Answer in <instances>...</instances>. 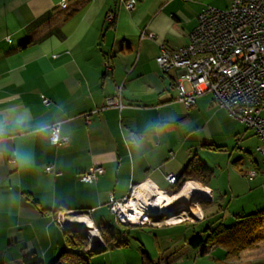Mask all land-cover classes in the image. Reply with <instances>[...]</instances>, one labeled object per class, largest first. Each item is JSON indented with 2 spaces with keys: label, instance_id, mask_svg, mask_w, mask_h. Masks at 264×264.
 Wrapping results in <instances>:
<instances>
[{
  "label": "crops",
  "instance_id": "obj_1",
  "mask_svg": "<svg viewBox=\"0 0 264 264\" xmlns=\"http://www.w3.org/2000/svg\"><path fill=\"white\" fill-rule=\"evenodd\" d=\"M62 1L0 0V264H20L30 252L44 264L55 260L68 248L59 209L91 211L99 228L113 217L109 196L124 198L132 185L177 193L193 181L214 198L224 177L245 173L243 152L251 149L234 144L229 124L239 122L212 94L190 109L180 103L177 74L156 61L162 47L188 46L201 11L221 0H137L133 12L125 0ZM119 93L124 108H106ZM56 124L67 145L52 144ZM194 159L205 177L184 176ZM94 167L105 174L81 182ZM168 176L178 178L174 187ZM9 252L21 256L13 261Z\"/></svg>",
  "mask_w": 264,
  "mask_h": 264
},
{
  "label": "built area",
  "instance_id": "obj_2",
  "mask_svg": "<svg viewBox=\"0 0 264 264\" xmlns=\"http://www.w3.org/2000/svg\"><path fill=\"white\" fill-rule=\"evenodd\" d=\"M123 4L133 12L137 0H125ZM114 20L115 15L108 16L109 22ZM149 37L153 38V35ZM156 61L164 73L177 74L178 101L187 109L193 108L200 96L210 93L231 119L253 130L261 141L257 152L264 166V0H233L226 9H203L198 17V26L190 36V44L176 51L162 47ZM105 69L109 72L112 67L107 64ZM42 99L46 105L49 104L45 97ZM105 107L124 108L121 94L106 98ZM85 118L88 119L89 114ZM50 131L53 145L68 144L69 139L61 136L60 124L52 126ZM46 172L58 175L52 166H48ZM103 174L104 168L94 167L82 174L80 180L93 184ZM258 175L257 170L246 174L249 179ZM167 181L174 187L178 178L168 176ZM146 194L149 199L144 202ZM194 194L207 199L205 202L213 200L207 188L193 181L186 182L177 193L160 190L145 182L132 185L124 198L110 195L109 208L115 222L128 228L172 227L186 222L196 224L205 219L201 206H191L187 211L185 206L178 205L187 195ZM90 212L57 211V223L63 231L74 232L72 226L66 225L67 221L94 227L86 231V251L89 254L96 246L95 237L104 244L100 229L90 219ZM82 216L89 222H78ZM82 231L79 230L80 235Z\"/></svg>",
  "mask_w": 264,
  "mask_h": 264
},
{
  "label": "rangeland",
  "instance_id": "obj_3",
  "mask_svg": "<svg viewBox=\"0 0 264 264\" xmlns=\"http://www.w3.org/2000/svg\"><path fill=\"white\" fill-rule=\"evenodd\" d=\"M220 4L211 7H228L226 0H221ZM229 129L231 134L236 135L234 144L251 146V149L243 152L245 173L229 182L228 178L224 177L220 182L223 188L220 194L216 192L212 202L200 204L206 216L205 222L195 225L186 222L174 227L128 228L118 225L114 218L107 214L104 224L98 222L106 250L88 256L90 264H256L264 260V227L254 235V248L241 252L237 257H227L226 250L222 247L212 248L211 240L198 249L191 246V242L199 236L206 242L219 224L230 228L240 218L242 220L264 211V166L257 152V147L261 144L260 138L240 122L232 121ZM252 170L259 173L255 179L246 176ZM215 184L213 182L210 185L215 188ZM120 243L124 245L119 246ZM203 251L207 253L202 255ZM10 253L8 258L13 257V261H17V257L21 256ZM53 261L48 260L45 264H51Z\"/></svg>",
  "mask_w": 264,
  "mask_h": 264
},
{
  "label": "trees",
  "instance_id": "obj_4",
  "mask_svg": "<svg viewBox=\"0 0 264 264\" xmlns=\"http://www.w3.org/2000/svg\"><path fill=\"white\" fill-rule=\"evenodd\" d=\"M206 172V167L200 161L194 159L186 168L184 176L195 177V174L198 173V175L205 177ZM240 219L230 228L223 229L222 225L217 227L209 237L212 246L215 245L226 250L227 257H237L241 252L254 248V235L264 227V211ZM63 232L68 248L63 250L51 264H90L88 256L92 254L85 251L88 246L86 237L71 231ZM201 243H203L201 238L196 237L191 242V246L193 249H198L201 247ZM122 245L124 243L119 244V246ZM206 253V251H203L202 255ZM18 261L20 264H44L35 252L22 255Z\"/></svg>",
  "mask_w": 264,
  "mask_h": 264
},
{
  "label": "water",
  "instance_id": "obj_5",
  "mask_svg": "<svg viewBox=\"0 0 264 264\" xmlns=\"http://www.w3.org/2000/svg\"><path fill=\"white\" fill-rule=\"evenodd\" d=\"M149 199V196L146 194V197L144 198V202H146ZM207 201V199L194 194V195H187L185 198H183L178 205H183L185 206L186 210L189 211V207L191 206H197L200 205L202 202ZM213 200H210L209 202H212ZM67 226H72L74 228V232L75 233H79L80 229H83L84 231L81 232V235L86 237V231L87 230H93L94 227L88 224H73L71 222H66ZM95 242H96V246L94 248H92L90 250V254H98L101 253L103 251H105L106 247L103 244V242L99 239V237H95L94 238Z\"/></svg>",
  "mask_w": 264,
  "mask_h": 264
},
{
  "label": "bare ground",
  "instance_id": "obj_6",
  "mask_svg": "<svg viewBox=\"0 0 264 264\" xmlns=\"http://www.w3.org/2000/svg\"><path fill=\"white\" fill-rule=\"evenodd\" d=\"M196 212H200V211L196 210ZM78 222H82V223H84V222H89V219L86 218L85 216H82V217H80V218L78 219ZM90 236L92 237L93 235L90 234Z\"/></svg>",
  "mask_w": 264,
  "mask_h": 264
}]
</instances>
